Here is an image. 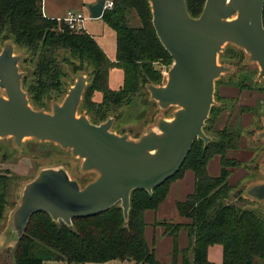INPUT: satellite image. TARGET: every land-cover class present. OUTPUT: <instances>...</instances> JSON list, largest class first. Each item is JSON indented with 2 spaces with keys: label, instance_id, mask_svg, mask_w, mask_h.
<instances>
[{
  "label": "trees",
  "instance_id": "16d2710c",
  "mask_svg": "<svg viewBox=\"0 0 264 264\" xmlns=\"http://www.w3.org/2000/svg\"><path fill=\"white\" fill-rule=\"evenodd\" d=\"M102 22L115 36V58L111 61L97 41L85 32H70L57 20L42 13V0H0V41L15 44L37 56L32 74L34 82L25 90L27 98L39 100L50 90L62 88L63 73L54 56L59 49L68 50L72 57L90 68L78 113L85 110L94 125L105 122L110 113L129 106L149 85L160 86L163 73L157 66L172 65V59L160 44L152 26L148 0H111ZM187 12L197 18L205 0H185ZM134 11L140 26H130L128 13ZM264 27V8L262 17ZM27 60V56L22 62ZM122 73L117 90L109 88L112 70ZM76 74H85L82 66H74ZM27 77L22 79V88ZM24 90V89H23ZM99 95V100L93 97ZM34 109V108H33ZM40 110V109H38ZM220 111V110H219ZM219 111L210 109L218 117ZM210 116L203 133L210 138L205 144L196 139L179 171L152 190L131 192L128 216L125 219L120 204L88 218L73 219L70 225L54 222L47 214L33 215L24 234L13 249L15 264L106 263L113 260L131 264H157L154 249L145 239L144 214L157 210L165 200L170 184L183 178L185 171L194 174V189L184 201L176 204L183 223L154 222L163 235L172 239L170 264H214L207 258L212 246L222 248L221 264H264V219L256 211L238 206L230 198L228 179L232 164L225 158L229 149H237L239 134L227 127L216 130ZM137 138V137H135ZM220 158V171L210 176L208 163ZM9 179L0 174V222L4 219ZM242 200L241 197L238 198ZM38 219L37 222H32ZM186 232L189 244L179 248V234ZM189 257H191L189 259Z\"/></svg>",
  "mask_w": 264,
  "mask_h": 264
},
{
  "label": "water",
  "instance_id": "95a60500",
  "mask_svg": "<svg viewBox=\"0 0 264 264\" xmlns=\"http://www.w3.org/2000/svg\"><path fill=\"white\" fill-rule=\"evenodd\" d=\"M148 3L153 29L172 65L165 84L149 85L146 90L159 110H175L170 119H157L155 129L138 138L111 132L113 118L94 125L78 113L87 86L82 73L76 74L73 86L60 104L52 105L51 112L33 109L22 88L24 73L19 63L24 56L14 53L10 41L3 44L0 139L11 138L16 148L25 139L55 144L81 161L82 172L97 175L81 187L62 168L41 169L25 184L19 204L8 215L7 229L15 244L38 213L70 225L73 219L96 216L119 203L126 219L131 192L151 194L174 176L194 140L205 144L210 140L203 127L214 103V83L231 70L217 63L224 46L244 52L247 61L258 66V78L264 79V0H205L197 18L188 14L185 0ZM104 5L105 0H98L89 6L90 18L100 19ZM257 138L264 140V130ZM243 194L264 203V181L250 185Z\"/></svg>",
  "mask_w": 264,
  "mask_h": 264
},
{
  "label": "rangeland",
  "instance_id": "374dc122",
  "mask_svg": "<svg viewBox=\"0 0 264 264\" xmlns=\"http://www.w3.org/2000/svg\"><path fill=\"white\" fill-rule=\"evenodd\" d=\"M93 0H42V12L45 7L58 12H80L86 17V32L92 36L102 47L107 57L114 61L115 58V37L113 31L109 30L101 20L90 18L89 5ZM63 19V18H62ZM130 26H140V21L134 11L128 13ZM5 42L0 41V51ZM14 53L27 56V60L19 63V70L27 77L24 84V91L33 85V72L37 63V56L28 53L25 48L15 44ZM54 56L63 73L61 78L62 88L59 91L50 90L39 100L30 99V105L35 110L51 112L54 103L60 104L65 98L69 88L73 86L76 79L74 66H82V70L88 79L90 68L86 64L80 63L72 57L71 53L65 49L54 52ZM168 63V62H167ZM164 63L157 66L163 73V83L166 82L167 71L170 65ZM217 63L230 68V72L221 75L214 83L213 106L219 111L218 117L214 113L208 115L214 121V129L221 130L227 127L229 130L239 134L237 149H229L225 154L231 166H228L230 176L228 179L230 198L232 202L240 207L249 208L257 212L264 219V203L254 202L246 198L243 190L250 185L264 181V140L257 138V134L264 130V79H259V68L256 64L247 61V55L240 49L226 45L218 55ZM23 77V78H24ZM122 84V73L119 70H112L109 75V88L117 90ZM4 96L0 90V96ZM29 99V98H28ZM96 102L98 95L92 99ZM81 104V103H80ZM175 108L161 111L157 105L150 100L147 90L135 97L129 106H122L109 117L114 119L111 132L116 134H128L131 139L139 137L150 129H155L156 121L159 118L170 119ZM89 119L87 112L81 109V113ZM209 138V137H208ZM210 139V138H209ZM81 161L74 158L69 151L61 149L59 146L49 142H39L34 139H25L20 148H16L11 138L0 139V174L6 175L9 179V187L6 198V209L4 219L0 222V264H15L13 259V249L15 242L11 240L7 229V219L9 213L19 204L20 196L25 184L35 178L41 169L62 168L83 187L88 182L94 180L97 175L93 172H82ZM210 176L216 177L220 171V158L214 157L207 167ZM194 183V174L185 171L182 180L175 182L157 210L147 211L145 217V239L149 246L154 249V258L157 264H166L170 261L172 250V239L161 237L159 230L154 233L153 221L163 220L173 223L187 222L181 218L176 210V204L185 199L191 193ZM242 200H239L240 198ZM34 219L32 222H37ZM154 221V222H155ZM187 237L184 231L180 232L179 247L186 245ZM219 250L220 247H214ZM211 259L215 260L214 255ZM43 264H67L65 262H44ZM86 264H129L128 261L113 260L106 263H86ZM256 264H263L256 261Z\"/></svg>",
  "mask_w": 264,
  "mask_h": 264
},
{
  "label": "crops",
  "instance_id": "0c3cea01",
  "mask_svg": "<svg viewBox=\"0 0 264 264\" xmlns=\"http://www.w3.org/2000/svg\"><path fill=\"white\" fill-rule=\"evenodd\" d=\"M98 0H93V1H90V5L89 6H91V5H93V4H95L96 2H97ZM105 1H108V0H105ZM67 12H69V10H67ZM67 12H65L64 13V11L63 12H58V11H55L54 9H50V8H47V7H45V11L44 12H42L43 13V16L45 17V18H47V19H52V20H60V19H62V18H64V16L66 15V13ZM77 13H80V12H77ZM82 14V13H81ZM83 15V14H82ZM84 16V15H83ZM85 17V16H84ZM86 18V17H85ZM87 20V19H86ZM86 20H85V22H84V28H85V24H86ZM99 20H101V19H99ZM102 21V20H101ZM104 24V23H103ZM105 25V24H104ZM106 26V25H105ZM107 27V26H106ZM85 33H87V34H89V35H91V36H94L93 34H91V33H88V32H86V29H85ZM115 37V36H114ZM98 43V42H97ZM99 44V43H98ZM99 46L101 47V45L99 44ZM102 48V47H101ZM103 50V49H102ZM100 98H99V95H98V100H99ZM208 167V166H207ZM184 177V176H183ZM183 178H181V179H179V180H177V181H180V180H182ZM177 181H174L173 183H171L170 184V187H169V191H170V188H171V186L175 183V182H177ZM193 189H194V183H193ZM193 189H192V191H191V193L193 192ZM169 191H168V193H169ZM191 193H189V194H191ZM188 194V195H189ZM168 195V194H167ZM188 195H186V197L188 196ZM167 197V196H166ZM185 197V198H186ZM185 200V199H184ZM183 200V201H184ZM182 202V201H181ZM147 213V211L145 212V214H144V220H145V217H146V214ZM155 221V220H154ZM154 221H153V223H154ZM163 221H165V220H163ZM168 222V221H167ZM146 223V222H145ZM181 223H183V222H181ZM153 229H154V233L156 232V229H158L159 230V235L161 236V237H167V236H164L163 235V229L162 228H160V227H153ZM185 235H186V232H185ZM179 236H180V234H179ZM186 237H187V235H186ZM167 238H169V237H167ZM188 244H189V241H188V238H187V240H186V245L184 246V247H181V249H183V248H186L187 246H188ZM153 247H154V245H152ZM214 247H220V246H212V247H210L209 249H208V252H207V258H208V260L210 261V262H212V263H214V264H221V262H222V248L220 247L219 248V250H214L215 248ZM180 248V247H179ZM211 255H214L215 256V258H217V259H215V260H212L211 259ZM171 257V256H170ZM191 257H189V259H190ZM129 264H131V263H129ZM166 264H170V261H168V263H166Z\"/></svg>",
  "mask_w": 264,
  "mask_h": 264
},
{
  "label": "built area",
  "instance_id": "2783aa9c",
  "mask_svg": "<svg viewBox=\"0 0 264 264\" xmlns=\"http://www.w3.org/2000/svg\"><path fill=\"white\" fill-rule=\"evenodd\" d=\"M113 6L111 0L105 1L104 11L110 10ZM86 18L77 12H67L63 19L57 20V22L63 26L64 28L68 29L70 32H85L84 22Z\"/></svg>",
  "mask_w": 264,
  "mask_h": 264
}]
</instances>
